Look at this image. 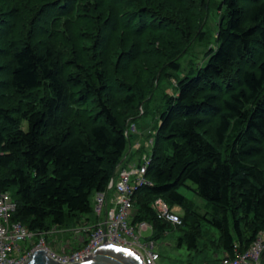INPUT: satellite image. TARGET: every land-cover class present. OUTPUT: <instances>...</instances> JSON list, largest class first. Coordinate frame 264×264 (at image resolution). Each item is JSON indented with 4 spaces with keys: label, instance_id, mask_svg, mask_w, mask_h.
Returning <instances> with one entry per match:
<instances>
[{
    "label": "trees",
    "instance_id": "16d2710c",
    "mask_svg": "<svg viewBox=\"0 0 264 264\" xmlns=\"http://www.w3.org/2000/svg\"><path fill=\"white\" fill-rule=\"evenodd\" d=\"M212 6L0 0V193L17 202L12 221L46 232L94 212L95 194L142 163L127 132L162 90L133 224L166 234L173 225L152 208L162 198L183 210L180 247L220 264L252 247L264 233V0H222L207 64L177 79Z\"/></svg>",
    "mask_w": 264,
    "mask_h": 264
},
{
    "label": "built area",
    "instance_id": "2783aa9c",
    "mask_svg": "<svg viewBox=\"0 0 264 264\" xmlns=\"http://www.w3.org/2000/svg\"><path fill=\"white\" fill-rule=\"evenodd\" d=\"M129 130L136 131V125L133 124ZM154 143L153 138L147 147L152 148ZM150 163L151 156L145 155L141 164L133 163L120 171L119 180L111 183L116 197L112 207L106 208L104 219L108 192H97L94 197V212L99 219L94 224L85 222L75 231L74 240L67 239L66 242L58 239L54 244L48 243L46 237L56 234L59 231L57 229L33 232L22 223L12 221L18 210L17 202L11 193H0V264H24L37 249H44L47 256L58 263L81 264L105 244L135 252L143 264H159L161 255L154 250L155 242L146 237L147 233H153V227L146 222L133 224L134 195L139 188L152 184L146 176ZM152 208L159 220L175 226L182 225L181 216L175 211V207H171L164 199H157ZM143 238L147 239L145 243H142ZM263 251L264 233L249 250L236 259L225 258L223 264H261Z\"/></svg>",
    "mask_w": 264,
    "mask_h": 264
},
{
    "label": "rangeland",
    "instance_id": "374dc122",
    "mask_svg": "<svg viewBox=\"0 0 264 264\" xmlns=\"http://www.w3.org/2000/svg\"><path fill=\"white\" fill-rule=\"evenodd\" d=\"M221 2L222 0H212V10L204 26V32L206 33L207 37L206 41L196 42L195 45L190 49L189 53L180 60L181 70L175 74V77L177 79L184 78L188 74L190 68H195V70H197L199 67L205 66L207 64L208 58L206 57V53L210 48H216L215 38L219 28V11L217 6ZM166 84L167 83L164 82L161 89H164ZM172 84L170 83V89L168 90V92L173 94L175 84L174 82H172ZM162 99L163 92L162 90H160L156 93L154 99L149 104V108L147 110L146 115L141 116L139 119L136 120V131L133 132L132 130H128V134L131 135V141L133 142V159H135L136 161L141 157L143 158L145 155L151 156L152 154L151 149L153 147H147V144L151 139H155L156 128L159 125L160 112L165 106L164 101ZM141 114H143L142 111ZM142 132L146 134V137L142 138V135L140 134ZM135 139H137V141ZM138 139H143L144 141L145 139H147L146 144H144L143 140V143L141 141L139 142ZM144 147L146 150H144V155L141 156L143 154V150L140 152V149H143ZM189 185L192 187L194 186L193 184ZM181 193H183L185 196L195 202L199 207L205 208L206 201L196 195L189 188H182ZM175 211H177L180 216L184 215V213L178 208H175ZM104 217L105 211L103 214V219ZM86 219H90L89 222L91 224H94L99 219V217L95 212H92L91 214L84 216L81 219L80 223L74 220L68 225L67 228L57 231V233L54 235L47 236L46 239L48 243L50 245L54 244L55 241L58 242V239L62 242H65L64 239L67 240L68 238L69 240H74L75 231L79 229L81 225L85 224ZM147 234L146 237H150V239L155 242L154 250L161 255L159 264H206V261L211 262V264H220V260L217 259H221L222 255L218 254L216 258L212 250H204L202 253L199 254L195 251H190L187 244L183 243V246L180 247V238L184 237V232L180 228H177L175 225H173V227H171L166 234L161 236H153L152 232H149ZM60 236H64V238H60ZM146 241V238L142 239V243H145ZM261 264H264V258L261 259Z\"/></svg>",
    "mask_w": 264,
    "mask_h": 264
},
{
    "label": "water",
    "instance_id": "95a60500",
    "mask_svg": "<svg viewBox=\"0 0 264 264\" xmlns=\"http://www.w3.org/2000/svg\"><path fill=\"white\" fill-rule=\"evenodd\" d=\"M24 264H61L47 256V251L37 249ZM81 264H143L141 258L133 251L105 244L98 248L94 254L85 258Z\"/></svg>",
    "mask_w": 264,
    "mask_h": 264
},
{
    "label": "crops",
    "instance_id": "0c3cea01",
    "mask_svg": "<svg viewBox=\"0 0 264 264\" xmlns=\"http://www.w3.org/2000/svg\"><path fill=\"white\" fill-rule=\"evenodd\" d=\"M141 135H142V138H144V137H146V134H144V132H142V133H140ZM139 137V136H138ZM137 138V137H136ZM136 141H137V139H135ZM134 140V141H135ZM143 140V139H142ZM142 140H139L138 139V141L140 142H142ZM144 141V140H143ZM146 141H147V139H145V141H144V144H146ZM143 143V142H142ZM143 145V144H142ZM146 146V145H145ZM144 149H145V147H144ZM146 150V149H145ZM134 152V151H133ZM130 163V162H129ZM129 163L127 164V166L126 167H128V165H129ZM119 180V176L116 178V180H115V182H117ZM115 197H116V191H115V188L114 187H112V190H110L109 192H108V197H107V206H105V210L104 211H106V208H110V207H112V205H113V201H114V199H115ZM175 208H178V209H180L182 212H183V210L180 208V207H175ZM60 231V230H59ZM148 235V234H147ZM148 237V236H147ZM60 238H64V236L63 237H61L60 236ZM69 239V238H68ZM65 240V242L67 241L66 239H64Z\"/></svg>",
    "mask_w": 264,
    "mask_h": 264
}]
</instances>
